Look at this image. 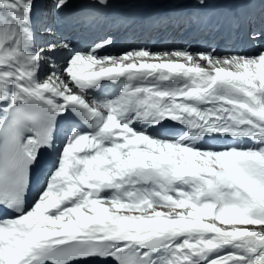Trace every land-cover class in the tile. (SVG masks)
<instances>
[{
  "label": "snow or ice",
  "instance_id": "1",
  "mask_svg": "<svg viewBox=\"0 0 264 264\" xmlns=\"http://www.w3.org/2000/svg\"><path fill=\"white\" fill-rule=\"evenodd\" d=\"M0 264H264V0H0Z\"/></svg>",
  "mask_w": 264,
  "mask_h": 264
}]
</instances>
